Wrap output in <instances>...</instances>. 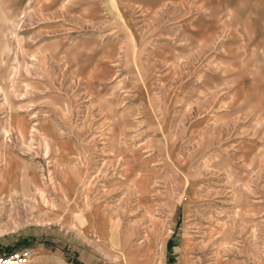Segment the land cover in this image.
Listing matches in <instances>:
<instances>
[{
	"label": "rangeland",
	"instance_id": "obj_1",
	"mask_svg": "<svg viewBox=\"0 0 264 264\" xmlns=\"http://www.w3.org/2000/svg\"><path fill=\"white\" fill-rule=\"evenodd\" d=\"M234 19L210 0H27L13 12L0 29V247L46 245L24 264H264V182L217 153L228 130H246L210 118L254 61ZM52 132L71 151L57 154ZM18 167L37 174L28 190L12 186ZM98 212L106 241L85 229Z\"/></svg>",
	"mask_w": 264,
	"mask_h": 264
},
{
	"label": "crops",
	"instance_id": "obj_2",
	"mask_svg": "<svg viewBox=\"0 0 264 264\" xmlns=\"http://www.w3.org/2000/svg\"><path fill=\"white\" fill-rule=\"evenodd\" d=\"M29 1L31 4L37 5L39 0ZM210 2L212 7H225L235 17V26L237 24L242 28L246 41L254 51V61L248 66V70L237 79L227 80L226 85L231 84L223 89L222 95L219 98L223 104H220L219 100L216 108L219 110L216 113L212 112L210 116L212 119L211 122L226 120L225 123L228 125V129H230L231 125H234L236 120L241 121L243 123L241 125H244L243 129L246 131L239 132L236 135L233 130H228L226 139L222 140L221 138L222 141L220 143L222 147L218 148L217 153L221 155L220 157H223L222 162L226 163L225 165L233 173H250L253 177L250 181L258 180L264 182V0H210ZM26 4L27 0H0V29L4 28L6 25L5 22L13 12L18 11L22 6H26ZM212 33L213 37L214 32L212 31ZM240 117L243 119H237ZM20 121V116H10L11 124H16ZM41 133L44 135L43 132ZM20 134H23V130L20 131ZM59 139L60 134L58 132L49 133V136L46 135L47 142L55 146L57 154L58 148L66 152L71 151L69 145L64 142H59ZM0 149L5 150V144L2 141H0ZM183 169L184 166L181 164L178 169L180 172L178 175L174 170L176 174V181L174 183L181 188L185 187L188 182V175ZM36 175L34 172L27 170L20 172L19 170L16 184L12 186L17 188V190H28L30 186H33L32 183ZM257 175H259L258 178ZM194 197V194L193 196L186 195L185 212H189L190 202ZM104 219V213L102 214L100 212L97 218L94 219V223L91 224L88 222L85 226L86 230L92 232L101 241L107 240V237L99 238L100 235H107L101 231ZM81 220L79 218L80 222ZM87 221H92V218L87 217ZM112 226L110 225V231ZM126 245H129V243H126ZM10 247L5 249L10 250ZM130 247L136 259L137 248ZM31 250L37 254L43 252V254L47 255L49 253L44 243L34 245ZM0 253H6L4 248L0 247ZM137 262L141 264L142 261L137 260Z\"/></svg>",
	"mask_w": 264,
	"mask_h": 264
},
{
	"label": "built area",
	"instance_id": "obj_3",
	"mask_svg": "<svg viewBox=\"0 0 264 264\" xmlns=\"http://www.w3.org/2000/svg\"><path fill=\"white\" fill-rule=\"evenodd\" d=\"M31 249H21L13 253H0V264H24L31 257Z\"/></svg>",
	"mask_w": 264,
	"mask_h": 264
},
{
	"label": "bare ground",
	"instance_id": "obj_4",
	"mask_svg": "<svg viewBox=\"0 0 264 264\" xmlns=\"http://www.w3.org/2000/svg\"><path fill=\"white\" fill-rule=\"evenodd\" d=\"M134 48V47H133ZM45 141V140H44ZM47 144V143H46ZM132 159H133V161H134V157H132ZM130 165H132V166H134V164L133 163H130ZM136 165V164H135ZM148 171H150L149 169L148 170H146V169H144V170H142V171H139V172H137V174L135 175V177H134V179H135V181L138 183V186H139V188H140V190L141 191H145L146 190V188H147V181H148V179H149V176H150V172H148ZM135 172V171H134ZM67 176V175H66ZM29 177V176H28ZM50 179V178H49ZM19 185V184H18ZM12 190H10V192H11ZM17 194V193H16ZM43 194V193H42ZM190 194L193 196V194H194V192L191 190L190 191ZM105 209V208H104ZM105 211V210H104ZM103 211V212H104ZM82 212V211H81ZM106 212V211H105ZM109 219H111V217L109 218ZM131 248V247H130ZM126 250V249H125ZM129 250V249H128ZM128 253V252H127ZM131 254V253H130Z\"/></svg>",
	"mask_w": 264,
	"mask_h": 264
},
{
	"label": "trees",
	"instance_id": "obj_5",
	"mask_svg": "<svg viewBox=\"0 0 264 264\" xmlns=\"http://www.w3.org/2000/svg\"><path fill=\"white\" fill-rule=\"evenodd\" d=\"M171 247H172V241H169L168 246H167L169 252L171 250ZM170 260H171V257H170Z\"/></svg>",
	"mask_w": 264,
	"mask_h": 264
}]
</instances>
